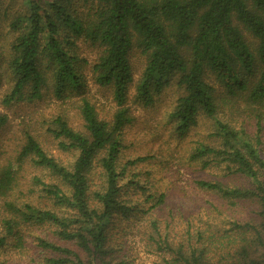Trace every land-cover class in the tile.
<instances>
[{
  "label": "trees",
  "instance_id": "trees-1",
  "mask_svg": "<svg viewBox=\"0 0 264 264\" xmlns=\"http://www.w3.org/2000/svg\"><path fill=\"white\" fill-rule=\"evenodd\" d=\"M1 67L3 107L51 90L80 125L66 111L41 124L65 158L24 128L14 162H0V264H135L136 243L154 264H264V0H0ZM86 70L112 115L85 92ZM171 84V138L206 122L179 162L193 176L179 184L171 166L162 185L153 169L170 161L125 154L124 129L132 86L149 108ZM8 122L0 109V131Z\"/></svg>",
  "mask_w": 264,
  "mask_h": 264
},
{
  "label": "rangeland",
  "instance_id": "rangeland-1",
  "mask_svg": "<svg viewBox=\"0 0 264 264\" xmlns=\"http://www.w3.org/2000/svg\"><path fill=\"white\" fill-rule=\"evenodd\" d=\"M79 45L81 54L83 56H86L89 59L95 56L96 51L94 48L87 46L83 43V41H79ZM131 59L134 67V79L136 80L140 74L144 57L141 56L139 50H135ZM85 73L87 79V87L85 92L89 96H92L96 99L97 104L100 105L106 115H112L116 105L112 101L111 94L106 89L100 88L99 85H97L91 79V75L87 70ZM6 87V68L1 67L0 97ZM215 87L217 96L221 97V94L224 91L223 87L219 84H215ZM134 88L135 87L132 86L130 89V98L128 101V106L130 107L133 121L131 125L129 124V126L124 129V135L128 139L126 141L130 145L127 148L125 154L131 156L134 154L153 155L161 153L160 155H157L158 158L154 161L158 162L160 159L166 158L170 162L162 172L157 171L156 168H154V177H160V180L162 179V185L167 184L172 171L170 170V167L172 166L173 169H179L178 173H176V171L174 173L175 177H177L179 180V184H185L186 179H189V176L192 175V172L188 173V169L183 167L182 164H179V162L182 161L180 160L182 159V156H185V151L187 146L191 143L190 140L193 137V133L197 131L201 123L206 122V120L200 121L199 127H193V130L188 136L184 137L183 139L177 138V140H175L174 138H171L172 136L170 135V132H168L169 129L165 127L166 119L164 118V115L175 103V99L179 93L177 86L175 84L169 85L165 92H163L160 98L157 100L155 105L149 108L132 103L133 95L135 93ZM243 105L244 104L242 103L241 109H244ZM0 109L7 112L9 115V122L7 126L0 131V162L5 159L8 160V158L13 159L14 162L17 141H20L19 139H21L20 136L24 128H30L32 132H35L41 143L46 147H49L50 152L56 155V157L65 158L68 155L59 150L55 139L50 134L46 133L43 123L45 120L49 123L54 114L64 111L69 114L74 125L79 126L80 121L75 118V107L67 103L63 104L61 100L54 96L51 90H49V92L45 94L44 98L40 101L33 103H20L18 105H14L11 108H5L0 104ZM41 124L44 127H42ZM146 167L147 165H145L143 168L145 169ZM18 182V189H15V195L16 197L18 196L19 199H26L28 196L27 188L29 185L27 178H24L20 175ZM11 197H13V195L10 196V198ZM5 199L6 198L4 196L0 195V220L6 213V207L4 206ZM135 239L136 237H134V235L132 236V234H128V240H130V242H132V240L134 241ZM132 252L136 256L135 264H154V260L157 259L156 254L145 251L144 246L139 243L135 244Z\"/></svg>",
  "mask_w": 264,
  "mask_h": 264
}]
</instances>
